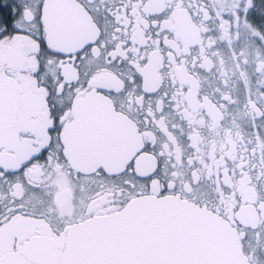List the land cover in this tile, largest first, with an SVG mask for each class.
<instances>
[{
	"label": "snow or ice",
	"instance_id": "1",
	"mask_svg": "<svg viewBox=\"0 0 264 264\" xmlns=\"http://www.w3.org/2000/svg\"><path fill=\"white\" fill-rule=\"evenodd\" d=\"M0 264H264V0H0Z\"/></svg>",
	"mask_w": 264,
	"mask_h": 264
}]
</instances>
